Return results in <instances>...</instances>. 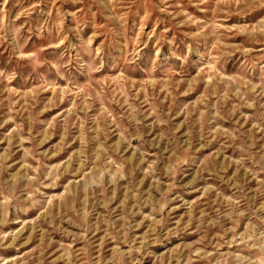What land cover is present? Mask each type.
Here are the masks:
<instances>
[{
  "label": "rangeland",
  "instance_id": "374dc122",
  "mask_svg": "<svg viewBox=\"0 0 264 264\" xmlns=\"http://www.w3.org/2000/svg\"><path fill=\"white\" fill-rule=\"evenodd\" d=\"M0 264H264V0H0Z\"/></svg>",
  "mask_w": 264,
  "mask_h": 264
}]
</instances>
